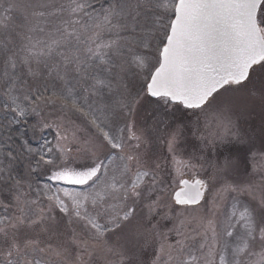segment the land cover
<instances>
[{
  "label": "snow or ice",
  "instance_id": "1",
  "mask_svg": "<svg viewBox=\"0 0 264 264\" xmlns=\"http://www.w3.org/2000/svg\"><path fill=\"white\" fill-rule=\"evenodd\" d=\"M10 9L20 13L22 23L16 26L20 29L16 33L20 43L13 50L9 47L13 43L11 35L6 36L7 42L0 40V58L5 66L0 75V109L24 117L29 109L23 107L21 100L31 105L46 99L37 96L40 89L33 87L25 76L38 81L46 73L62 82L64 95L57 98L88 117L114 151L105 158L92 153L91 164L82 168L67 164L55 166L56 161L51 157L54 149L46 141L38 164L55 166L50 179L90 188L87 192L57 189L48 199L69 217L70 223H81L93 240L103 241L107 250L118 257L113 264H125L124 252L109 245L105 237L119 231L130 220L136 211V200L145 194L150 197L156 191L158 167L142 161L138 151L142 137L136 135L134 125L128 121L143 95L158 97L165 108L175 102L199 110L207 107L222 90L246 82L254 66H264V0H112L107 8L101 6L99 11L92 0H66L60 4L51 0H24L19 4L10 3L3 11L7 13ZM140 9L160 10L153 14L155 29L162 36L149 32L137 41L148 50L152 39L158 41L154 62L148 54L122 42L120 35L136 26L135 18ZM10 19V16L0 15V29H7ZM106 33L116 38L105 39ZM133 67L140 71L143 89L133 91L125 83V75ZM93 73H102L104 78ZM86 75L94 81L89 91H98V86L117 90L118 98L111 110L117 117L127 119L115 132L108 125L107 116L97 122L100 118L91 111L87 97L83 107L77 103L74 87L70 86L71 78ZM85 108L90 110L85 111ZM31 111H35V107H31ZM60 139L66 140L67 136L58 135ZM131 141L136 142L134 150L126 152ZM176 141L177 134L171 133L169 151L174 149ZM55 150L63 154L70 151L60 143ZM117 159L122 162L119 166L115 163ZM176 163V170L182 175V168L187 165L183 161ZM101 177L105 179L101 181ZM179 183L183 187L174 193L177 205L198 204L203 199L204 181L181 179ZM250 187L226 184L223 191L242 193ZM159 203L158 199L152 201L153 206ZM261 205L264 206V200ZM37 215L43 221L44 210ZM237 216L235 224L229 218L224 233L232 243L226 240L221 245L215 229H211V243L206 237L200 245L201 250L206 249L203 264H264V213L257 216L249 207L237 213L234 206L232 217ZM0 223H8L7 218H0ZM3 231L0 228V232ZM82 246L87 250V243ZM53 251L61 255L60 251ZM200 261L197 255L189 254V264H200ZM32 264L48 262L34 257Z\"/></svg>",
  "mask_w": 264,
  "mask_h": 264
},
{
  "label": "rangeland",
  "instance_id": "2",
  "mask_svg": "<svg viewBox=\"0 0 264 264\" xmlns=\"http://www.w3.org/2000/svg\"><path fill=\"white\" fill-rule=\"evenodd\" d=\"M23 2L0 0V15L11 17L8 28L0 29V40L7 42L6 36L11 35L13 43L9 47L13 50L19 47L16 33L20 29L16 26L22 21L15 22V10L5 13L3 9L10 3ZM51 2L60 4L66 0ZM110 3L108 1L103 7L107 8ZM139 11L135 18L136 26L120 33L122 42L148 54L150 61L154 62L158 41L152 39L150 50L140 47L137 41L149 32L162 36L155 29L156 16L153 14L160 10ZM128 22L132 23L131 19ZM104 38L116 37L106 33ZM131 69L125 75V83L130 89L136 90L138 86L143 89L140 71L134 67ZM4 71L0 58V75ZM95 74L104 78L102 73ZM24 79L33 87H39L43 79L52 82L59 91L63 87L55 77L47 76L45 79L43 75L38 81H32L25 76ZM90 85L91 79L87 75L71 78L70 86L74 87L77 103L84 105L87 97L91 111L100 118L98 123L107 116L113 132L117 127H123L127 118L117 117L110 106H102L101 95L89 91ZM45 86L50 85L47 83ZM112 90L117 93L116 89ZM34 107L35 136L40 137L50 129L55 131L51 156L56 161L55 166L67 164L82 168L91 164L92 153L101 158L113 154L114 150H110L89 118L72 106L45 99ZM89 110L85 108V111ZM128 122L134 125L136 135L142 137L138 149L142 161L158 167L156 191L150 197L145 194L136 200V211L130 220L119 231L105 237L109 245L124 252L125 264H189V254L200 257V264H203L206 249L201 250L200 245L206 237L211 243V229H215L221 245L226 240L232 243L224 233L230 223L229 218L232 224L238 218L232 217L234 206L237 213L244 207H249L257 216L264 213L261 205L264 200V66H254L246 82L222 90L207 107L199 110L187 109L176 103L165 108L160 99L153 101L149 95H143ZM108 130L106 127L105 131ZM171 133L177 134V141L174 149L169 151ZM58 135H66L67 139L58 140ZM57 143L70 151L59 153L55 150ZM135 143L129 142L131 146H126L125 151L132 152ZM12 158L14 156L6 157L0 153V218L8 220V223H0V228L4 229L0 232V264H32L34 257L48 264H113L118 257L107 250L104 242L93 240L81 223H70L69 217L48 199L57 189L87 192L89 186L53 181L50 176L55 166L43 163H39L36 169L27 166L17 175ZM177 161L187 165L182 168V175L176 170ZM115 163L119 166L122 162L117 159ZM104 179L101 177V181ZM181 179L206 182L205 198L200 204L181 206L174 202V192L181 187ZM226 184L251 187L242 193H226L223 191ZM157 199L159 206H153L152 201ZM40 210H44L43 221L37 215ZM83 243H87V250ZM36 249L44 251L41 253ZM53 250L60 251L61 255H56ZM10 251L11 256L8 255Z\"/></svg>",
  "mask_w": 264,
  "mask_h": 264
},
{
  "label": "trees",
  "instance_id": "3",
  "mask_svg": "<svg viewBox=\"0 0 264 264\" xmlns=\"http://www.w3.org/2000/svg\"><path fill=\"white\" fill-rule=\"evenodd\" d=\"M108 1L112 2V0H92V3L94 8L99 11L101 6ZM13 16L15 17V22H21L20 13L15 12L13 13ZM131 70L133 71V69ZM44 76L46 79L47 74L45 73ZM40 82L43 83L38 87L40 91L37 93V96L42 95L46 99L51 98L52 100L61 101L57 97L63 96V93L54 88L52 82L44 81V79ZM47 83H49L50 86H45ZM93 83L94 82L91 80V84ZM143 85L144 83L142 84V87ZM98 87V91L92 92L98 96L101 95L100 98H102V106L106 105L111 107L114 101L118 98V96H114L115 90L113 93V90H109L105 86ZM45 88L47 91H45ZM137 89H139V86ZM53 93L56 95L54 96ZM115 95H117V93ZM0 99H2V97H0ZM152 100L155 101L154 99ZM21 103L23 107L29 109L28 113L24 117L18 116L13 111L0 109V153L6 157L14 156V158H12L14 163L13 166H15L17 175H19L23 168H26L27 166H31L33 169H36L38 161H40L41 156L44 154L42 150L46 146L45 142H49L48 146L53 147L55 138V131L51 129L41 134L40 137L35 136L33 133V127L36 126L37 122L32 115L31 107H34L36 103L30 105L28 102H24L23 100H21ZM66 105L71 107L70 103ZM80 106L83 107L84 105L80 103ZM9 153L11 155H8ZM52 155L53 154L51 153V156ZM13 171L12 173H14Z\"/></svg>",
  "mask_w": 264,
  "mask_h": 264
},
{
  "label": "water",
  "instance_id": "4",
  "mask_svg": "<svg viewBox=\"0 0 264 264\" xmlns=\"http://www.w3.org/2000/svg\"><path fill=\"white\" fill-rule=\"evenodd\" d=\"M251 71V70H250ZM152 98H154V99H157L158 97H152ZM173 103H175V102H173ZM185 107V106H184ZM185 180H187V179H185ZM189 181H192V182H194L195 180H189ZM202 181H204V180H202ZM205 182V181H204ZM205 184H206V182H205ZM181 187H183V185H181ZM206 189H207V184H206V188L205 189H203L202 191H203V199H201L200 200V202L198 203V204H200L203 200H204V198H205V194H206ZM179 190V188L176 190V191H178ZM175 193V192H174ZM173 198H174V196H173ZM198 204H184V205H181V206H195V205H198Z\"/></svg>",
  "mask_w": 264,
  "mask_h": 264
}]
</instances>
